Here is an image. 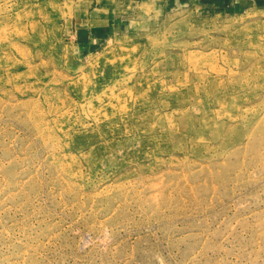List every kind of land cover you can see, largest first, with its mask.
<instances>
[{"label": "rangeland", "instance_id": "rangeland-1", "mask_svg": "<svg viewBox=\"0 0 264 264\" xmlns=\"http://www.w3.org/2000/svg\"><path fill=\"white\" fill-rule=\"evenodd\" d=\"M88 7L0 0V264H264V0Z\"/></svg>", "mask_w": 264, "mask_h": 264}, {"label": "crops", "instance_id": "crops-1", "mask_svg": "<svg viewBox=\"0 0 264 264\" xmlns=\"http://www.w3.org/2000/svg\"><path fill=\"white\" fill-rule=\"evenodd\" d=\"M89 7L83 14V19L86 22L83 27H79L76 31V37L80 43H83L85 47L90 48L95 46L96 42L101 37L107 35L114 24L120 23L121 18L124 17L118 13V5L125 7L131 5L134 2H143L146 0H82ZM120 17V18H119ZM89 22L94 23L93 25Z\"/></svg>", "mask_w": 264, "mask_h": 264}]
</instances>
